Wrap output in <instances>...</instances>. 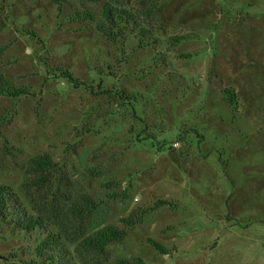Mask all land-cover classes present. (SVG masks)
<instances>
[{"label": "rangeland", "instance_id": "1", "mask_svg": "<svg viewBox=\"0 0 264 264\" xmlns=\"http://www.w3.org/2000/svg\"><path fill=\"white\" fill-rule=\"evenodd\" d=\"M107 1L59 11L50 0H0V75L29 89L0 95V119L11 120L1 131L0 184L48 218L32 232L0 222V264H44L38 239L70 237L65 214L83 195L97 203L81 223L86 234L123 228L122 217L159 201L176 205L149 211L109 247L112 259L264 264V0H115L132 11L156 6L144 48L132 24L114 43L92 22L67 21L84 9L99 16ZM40 154L57 169L32 188L25 166Z\"/></svg>", "mask_w": 264, "mask_h": 264}, {"label": "trees", "instance_id": "2", "mask_svg": "<svg viewBox=\"0 0 264 264\" xmlns=\"http://www.w3.org/2000/svg\"><path fill=\"white\" fill-rule=\"evenodd\" d=\"M50 1L57 5L60 11V6L71 1L96 4L101 0ZM155 8V5H151L140 11H132V9L118 4L115 0H109L102 6L99 16L90 10L84 9V11H76L68 16L67 21L69 23L92 22L95 24V29L99 34L114 43L118 41L127 27L132 24L136 30L139 44L141 48H144L143 39L150 32L146 20L150 18ZM33 34L35 36V33ZM3 51V49H0L1 54ZM54 72L57 74L59 72V75L66 78L74 87H80L82 84L68 71L55 70ZM121 93L124 96V100L129 101L136 97L132 94ZM0 95L8 98H19L28 96L29 89L18 88L0 75ZM223 101L230 106L232 113L235 114L238 100L233 90L229 88L223 90ZM10 122L11 120L8 121L4 117L0 119V137H2L1 131L3 127ZM3 140L5 151H9L6 146L9 144L7 139L4 138ZM8 154L10 155V153ZM56 169L57 164L49 154H40L31 157L27 161L25 174L30 178L29 182L32 188H41L52 180ZM91 174V176H97L99 172L95 170ZM59 194L61 199L64 198L66 201L71 196L62 190L59 191ZM52 198H55V196ZM162 206H170L171 209L176 207V205H170L167 201H159L150 209L132 211L126 217H122L118 222L123 225V228L116 224H108L86 234L83 230L81 231V223L88 214L96 209L97 203L90 196L83 195L73 202L65 214L68 217L67 233L70 232L71 236L64 237L60 232L46 233L38 239L34 248V256L44 264H146L139 257L112 259L109 247L121 243L127 236L128 231L132 230L136 225L142 224L145 215L149 211L152 212ZM47 220L46 216L29 214L14 191L9 186L0 184V222L10 227L12 233L44 229ZM148 243L162 254L168 252L165 246L155 240L149 239Z\"/></svg>", "mask_w": 264, "mask_h": 264}, {"label": "water", "instance_id": "3", "mask_svg": "<svg viewBox=\"0 0 264 264\" xmlns=\"http://www.w3.org/2000/svg\"><path fill=\"white\" fill-rule=\"evenodd\" d=\"M211 38V35H209L208 40Z\"/></svg>", "mask_w": 264, "mask_h": 264}]
</instances>
